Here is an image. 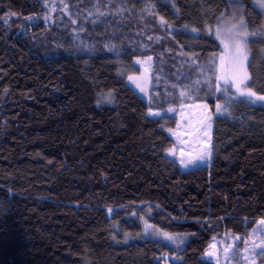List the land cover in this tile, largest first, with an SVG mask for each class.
<instances>
[{
    "label": "trees",
    "instance_id": "trees-1",
    "mask_svg": "<svg viewBox=\"0 0 264 264\" xmlns=\"http://www.w3.org/2000/svg\"><path fill=\"white\" fill-rule=\"evenodd\" d=\"M241 1L264 94L263 16ZM231 11L229 0H0V264H215L204 258L215 239L264 220V105L209 90ZM137 57L171 104L189 88L229 111L215 117L209 166L168 156L164 120L176 117L150 116L127 83ZM132 212L187 241L146 237Z\"/></svg>",
    "mask_w": 264,
    "mask_h": 264
},
{
    "label": "rangeland",
    "instance_id": "rangeland-1",
    "mask_svg": "<svg viewBox=\"0 0 264 264\" xmlns=\"http://www.w3.org/2000/svg\"><path fill=\"white\" fill-rule=\"evenodd\" d=\"M229 3L232 8L231 14L221 18L217 31V38L223 47V53L219 59L218 81L217 84L213 81L209 90L213 89L217 97L221 94L224 86L231 91L232 98L240 99L249 98L241 96L240 92L237 91L238 88L243 90L247 86L258 96H264V94L257 92L251 84L248 69L251 52L248 45V34L243 23H241L242 1L229 0ZM252 4L263 16L264 35V0H252ZM240 43L243 44L247 59L238 61L235 45ZM151 61V58L137 57L135 65L140 70L136 73L127 74V83L151 104L150 116L176 117L175 125L173 120L166 118L164 120L167 133L174 139V144L167 152L168 156L176 160L184 170L209 166L213 158L212 141L215 117L229 113V111L223 107L221 102H218L215 111L207 102H195L193 91L189 88H184L180 92L182 103L179 107L171 104L170 98L163 91L164 89L161 90V82L153 76ZM121 74L124 72L121 71ZM242 80L244 84L241 83ZM217 85H219L220 90H217ZM249 99L254 100L255 98ZM255 103L264 105V101L257 100ZM157 113L158 115H156ZM148 214V212H132L126 216V219L140 220L144 225L143 234L146 237L170 242L181 249L187 241L188 235H170L156 228L147 221ZM215 240L204 255L208 261L215 264H264V220L257 221L245 234H234L232 231H226L222 238Z\"/></svg>",
    "mask_w": 264,
    "mask_h": 264
},
{
    "label": "snow or ice",
    "instance_id": "snow-or-ice-1",
    "mask_svg": "<svg viewBox=\"0 0 264 264\" xmlns=\"http://www.w3.org/2000/svg\"><path fill=\"white\" fill-rule=\"evenodd\" d=\"M241 23H243V21H241ZM235 48H236V52H237V60L238 61H240L241 59L246 60L247 57L245 55V49L243 47V44L242 43L236 44ZM241 83L244 84V81L242 80ZM217 90H220L219 85H217ZM226 90L227 89H225V91ZM237 91L240 92L241 96H246L249 98L254 97L255 99L251 101L252 103H255L257 100L258 101H264V96H258L256 92L251 90L250 87L245 86V88L243 90L238 88ZM156 115H158V113Z\"/></svg>",
    "mask_w": 264,
    "mask_h": 264
}]
</instances>
